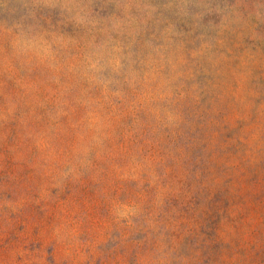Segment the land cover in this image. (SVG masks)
Listing matches in <instances>:
<instances>
[{"label": "rangeland", "instance_id": "1", "mask_svg": "<svg viewBox=\"0 0 264 264\" xmlns=\"http://www.w3.org/2000/svg\"><path fill=\"white\" fill-rule=\"evenodd\" d=\"M0 264H264V0H0Z\"/></svg>", "mask_w": 264, "mask_h": 264}, {"label": "clouds", "instance_id": "2", "mask_svg": "<svg viewBox=\"0 0 264 264\" xmlns=\"http://www.w3.org/2000/svg\"><path fill=\"white\" fill-rule=\"evenodd\" d=\"M19 46L22 51L25 52H35L37 54L43 53L45 55H50V45L43 38L33 37L32 39H28L19 43ZM118 52L119 49L117 48ZM105 57L103 51L101 50L100 54L97 56L95 62L89 60L91 64V70L94 73H104L106 70L111 69L112 73H119L121 69L120 60L118 58L113 57L112 59L107 60L106 63H102Z\"/></svg>", "mask_w": 264, "mask_h": 264}]
</instances>
